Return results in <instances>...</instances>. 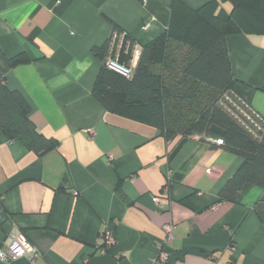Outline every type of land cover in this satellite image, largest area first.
Masks as SVG:
<instances>
[{
  "label": "crops",
  "instance_id": "0c3cea01",
  "mask_svg": "<svg viewBox=\"0 0 264 264\" xmlns=\"http://www.w3.org/2000/svg\"><path fill=\"white\" fill-rule=\"evenodd\" d=\"M180 1L198 9L212 0ZM171 3L0 0V82L23 95L37 130L59 141L38 156L0 136V251L24 234L39 264H264V189L219 197L241 157L191 137L170 159L174 141L92 95L102 65L92 49L113 24L140 49L168 28ZM226 45L237 96L264 118V35H229ZM20 54L31 61L11 66ZM106 236L114 241L101 254Z\"/></svg>",
  "mask_w": 264,
  "mask_h": 264
},
{
  "label": "trees",
  "instance_id": "16d2710c",
  "mask_svg": "<svg viewBox=\"0 0 264 264\" xmlns=\"http://www.w3.org/2000/svg\"><path fill=\"white\" fill-rule=\"evenodd\" d=\"M112 28L111 38L92 49L102 62L93 97L108 112L148 124L175 145L196 135L205 144L207 136L222 139L219 147L243 162L220 191L221 201H233L246 185L264 189V133L250 132L242 114L226 99L239 98L226 37L264 35V0H212L198 9L172 0L168 28L141 46L134 65L135 42L117 25ZM115 35H123V42L110 50ZM109 59L130 70V76L111 70ZM30 61L20 54L9 64ZM30 113L23 95L0 82V136L21 142L38 156L57 149L59 141L40 133ZM212 126L224 134L212 132Z\"/></svg>",
  "mask_w": 264,
  "mask_h": 264
},
{
  "label": "built area",
  "instance_id": "2783aa9c",
  "mask_svg": "<svg viewBox=\"0 0 264 264\" xmlns=\"http://www.w3.org/2000/svg\"><path fill=\"white\" fill-rule=\"evenodd\" d=\"M110 50L112 47H120L123 42V35H116L112 37ZM135 52L133 56L137 59V55L139 53L138 47H134ZM132 64L134 65L135 63ZM136 62V61H134ZM107 66L118 73H120L123 76L129 77L130 76V70L126 69L125 67L119 65L116 60L109 59L107 61ZM227 101L230 102V104L240 112L243 116V123L246 124L247 129L252 132L253 134L257 135L258 133H264V118L261 117L256 111H254L245 101H243L241 98L233 99L230 96L226 97ZM92 135H94L93 132H91ZM194 138L198 141H201L202 137L200 136H194ZM205 141L208 144H212L215 146H221L223 144V140L220 138H215L212 136L204 137ZM74 195H77L76 192H74ZM154 203H156L159 208L163 207V204L161 203L160 199L158 197L153 198ZM173 224H167L164 226V232L166 234V238L164 243H171L173 240ZM114 238L112 236H106L105 242L106 246L103 249H100L101 254L107 253L110 246L113 244ZM164 244L158 245L159 249V262H165L167 260V254L163 251ZM40 255L38 251L30 244L27 237L24 234H18L14 237H12V240L10 244L7 246L5 251H0V261L3 262H9L18 260L21 258H25L28 262V264H39L38 259Z\"/></svg>",
  "mask_w": 264,
  "mask_h": 264
},
{
  "label": "water",
  "instance_id": "95a60500",
  "mask_svg": "<svg viewBox=\"0 0 264 264\" xmlns=\"http://www.w3.org/2000/svg\"><path fill=\"white\" fill-rule=\"evenodd\" d=\"M211 131L218 134V135H223L224 131L221 130L220 128L216 127V126H212L211 127ZM187 139H183L181 140L172 150L171 154H170V159L174 158L175 155L179 152V150L183 147V145L186 143Z\"/></svg>",
  "mask_w": 264,
  "mask_h": 264
},
{
  "label": "rangeland",
  "instance_id": "374dc122",
  "mask_svg": "<svg viewBox=\"0 0 264 264\" xmlns=\"http://www.w3.org/2000/svg\"><path fill=\"white\" fill-rule=\"evenodd\" d=\"M179 52H180V51H178V52L176 51V53H178V54H179Z\"/></svg>",
  "mask_w": 264,
  "mask_h": 264
}]
</instances>
